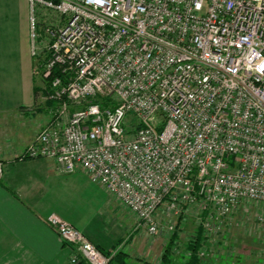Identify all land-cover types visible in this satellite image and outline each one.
I'll return each instance as SVG.
<instances>
[{
    "label": "built area",
    "instance_id": "2783aa9c",
    "mask_svg": "<svg viewBox=\"0 0 264 264\" xmlns=\"http://www.w3.org/2000/svg\"><path fill=\"white\" fill-rule=\"evenodd\" d=\"M27 2L47 121L21 159L86 172L150 235L161 210L202 204L214 238L243 202L264 206V0ZM46 221L73 262L110 263L115 251Z\"/></svg>",
    "mask_w": 264,
    "mask_h": 264
},
{
    "label": "crops",
    "instance_id": "0c3cea01",
    "mask_svg": "<svg viewBox=\"0 0 264 264\" xmlns=\"http://www.w3.org/2000/svg\"><path fill=\"white\" fill-rule=\"evenodd\" d=\"M28 16L27 0H0V264H86L72 261L75 249L46 221L52 213L102 251L123 252L120 264L122 257L153 264L149 255L165 239L146 240L137 218L86 172L64 174L52 159L19 157L47 121Z\"/></svg>",
    "mask_w": 264,
    "mask_h": 264
},
{
    "label": "rangeland",
    "instance_id": "374dc122",
    "mask_svg": "<svg viewBox=\"0 0 264 264\" xmlns=\"http://www.w3.org/2000/svg\"><path fill=\"white\" fill-rule=\"evenodd\" d=\"M44 33V31H43ZM36 86H42L41 78L36 74L34 77ZM202 204L193 205L186 209L181 219L170 217L163 210L159 213L161 223L156 234L150 235L146 232L143 237L147 239L164 238L161 250L151 252L150 260L153 264H162V255L172 236L168 230L171 222L178 223L175 239L172 242L171 259L168 264H185L190 256L187 247L194 236L206 237L199 240V255L203 264H264V206L260 203L245 201L236 211L221 221V234L214 237L210 230L203 227ZM204 210V209H203ZM138 220V219H137ZM177 220V221H176ZM133 222L131 219L130 222ZM154 237H156L154 239ZM176 241V242H175ZM115 251L111 264H120L115 257ZM122 255H125L123 252ZM120 255V254H119ZM125 264H134L130 258L122 257ZM132 259V258H131Z\"/></svg>",
    "mask_w": 264,
    "mask_h": 264
},
{
    "label": "trees",
    "instance_id": "16d2710c",
    "mask_svg": "<svg viewBox=\"0 0 264 264\" xmlns=\"http://www.w3.org/2000/svg\"><path fill=\"white\" fill-rule=\"evenodd\" d=\"M175 235H176V233H173L172 236L170 237L169 244L166 246L165 251L162 255V261H164V259H165L166 264H168L170 259H171V252L170 251L172 248V246H171L172 242L175 239V237H174ZM199 240H201V238L199 236H197L195 239L190 241L191 243L187 246L190 249V256L188 257V260L186 261L185 264H203L201 259H199V257H198L200 255V254L198 255L199 249H200L199 248L200 247L199 246ZM119 254L120 253H118V255L115 257V259H118ZM113 258L111 259L109 264H111V262L113 261ZM122 263H124L123 260H122Z\"/></svg>",
    "mask_w": 264,
    "mask_h": 264
}]
</instances>
